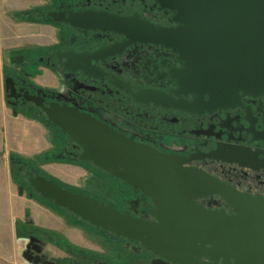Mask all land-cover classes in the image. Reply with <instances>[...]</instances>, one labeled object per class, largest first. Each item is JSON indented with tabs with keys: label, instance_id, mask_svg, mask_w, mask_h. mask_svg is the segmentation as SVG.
<instances>
[{
	"label": "water",
	"instance_id": "95a60500",
	"mask_svg": "<svg viewBox=\"0 0 264 264\" xmlns=\"http://www.w3.org/2000/svg\"><path fill=\"white\" fill-rule=\"evenodd\" d=\"M154 1L173 12L176 27L94 12L51 16L72 27L113 32L131 42L161 44L177 53L184 69L176 79L181 91L195 94L196 100L185 103L142 90L134 95L141 103L193 112L197 107L236 106L239 93L264 96V0ZM22 60L14 56L10 62L19 65ZM12 84L5 79L8 99L13 97ZM204 95L206 102L201 101ZM25 98L80 148V162L90 163L147 197L156 222L121 213L37 175L28 182L42 199L102 231L140 242L174 264H264V198L239 193L197 169L184 167L181 157L136 143L73 107H45L37 96ZM22 193L19 187L18 194ZM209 195L221 198L234 215L195 204V199Z\"/></svg>",
	"mask_w": 264,
	"mask_h": 264
},
{
	"label": "flooded vegetation",
	"instance_id": "af4514ba",
	"mask_svg": "<svg viewBox=\"0 0 264 264\" xmlns=\"http://www.w3.org/2000/svg\"><path fill=\"white\" fill-rule=\"evenodd\" d=\"M78 12L123 18L135 16L156 27L177 26L173 12L161 8L154 0H67L53 9L31 13L29 18L54 24L62 32L59 45L41 52L40 62L37 58L28 61L33 65L42 63L56 79L64 80L65 86L62 87L63 91L35 90L27 80L35 70L27 64L29 67L25 65L27 69L21 71L20 75L6 77L13 82V97L9 100L14 106L26 113L28 110L36 111L44 117L41 109L25 96L39 97L45 107L49 104L73 107L136 143L163 154L181 157L185 161L184 167L197 169L239 193L264 198V96L239 93L236 106L210 110L197 107L193 112L141 103L134 95L142 90L160 92L185 103L196 100L195 94L181 91L176 79V75L184 69L182 59L171 48L161 44L131 42L113 32L72 27L55 22L51 16L62 14L67 17L69 13ZM24 63L23 58L19 65H13L21 67ZM88 74H92V77ZM201 101H207L206 95ZM58 136L69 143L62 154L78 160L80 148L62 132ZM87 164L94 172L102 174L132 195L124 209L116 210L156 222L151 215L154 206L140 191ZM37 175L41 176L35 171L23 173V183L33 195L36 193L28 181ZM194 202L206 210H222L227 215H234L233 208L218 196L209 195ZM62 214L87 229L82 237L87 245L62 243V233L63 236H57L54 231L36 224L25 214L24 221L18 222L16 231L19 239L25 241L20 255L28 264L113 263L115 251L109 255H100L98 251L100 236L110 245L122 243L124 254L129 255L128 264H174L146 249L140 242L91 228L88 223L89 226H86L73 214L75 219L64 212ZM31 239H34L32 243ZM47 245L51 250H45ZM208 247L205 245V248ZM199 261L208 262L203 258Z\"/></svg>",
	"mask_w": 264,
	"mask_h": 264
},
{
	"label": "rangeland",
	"instance_id": "374dc122",
	"mask_svg": "<svg viewBox=\"0 0 264 264\" xmlns=\"http://www.w3.org/2000/svg\"><path fill=\"white\" fill-rule=\"evenodd\" d=\"M63 2L67 0H0V264H28L20 255L25 241L19 239L16 231L25 214L57 236L63 234L66 238L62 235V243L87 245L82 240L87 229L31 194L14 174L13 169L20 166L14 165L15 162L26 164L60 186L120 210L132 198L125 188L97 174L89 164L62 154L69 143L44 121L20 110L6 98L4 79L11 74L20 75L27 64L35 70L27 78L35 90H64V80L56 79L55 75V79L47 77L44 70L50 69L28 61L37 58L40 62L41 52L59 45L62 32L54 24L29 18V14L53 9ZM16 55L25 59L23 66L11 64L10 58ZM49 249L47 245L45 250ZM98 251L100 255L115 251L114 262L110 264H128L129 255L124 254L122 243L110 245L100 236Z\"/></svg>",
	"mask_w": 264,
	"mask_h": 264
},
{
	"label": "trees",
	"instance_id": "16d2710c",
	"mask_svg": "<svg viewBox=\"0 0 264 264\" xmlns=\"http://www.w3.org/2000/svg\"><path fill=\"white\" fill-rule=\"evenodd\" d=\"M28 113H30V114L33 115V116L38 117L39 119H41L42 121H44L45 123H47L48 125H50L55 131H57V134H61V132H60L57 128H55L54 126H52L51 124H49V123L46 121L45 117L42 116L40 113H37L36 111H32V110H28ZM77 161H78V160H77ZM15 164H18V165H20V166H18V168H16V169H13V172H14V174L19 178V180L23 183V181H25V180H24L23 173L28 172V171H34V170H33L31 167H29V166H27L26 164H23V163L15 162L14 165H15ZM38 174H39V173H38ZM39 175H41V174H39ZM41 176H43V175H41ZM43 177H45V176H43ZM45 178H46V177H45ZM23 184H24V183H23ZM28 190H30V189H28ZM34 196H35L37 199L43 201L44 203H48V204H50L51 207L55 208L54 205H53L51 202H49L48 200L42 199V198H41L40 196H38L37 194H35ZM55 209H57V210H59V211H62V212H64L66 215L72 217V214H70L69 212H66V210H64V209H61V208H55ZM72 218L75 219V217H72ZM81 223L84 224V225H86V226H89L86 222H81ZM89 227L94 228V227H92V226H89ZM99 230H100V229H99Z\"/></svg>",
	"mask_w": 264,
	"mask_h": 264
},
{
	"label": "crops",
	"instance_id": "0c3cea01",
	"mask_svg": "<svg viewBox=\"0 0 264 264\" xmlns=\"http://www.w3.org/2000/svg\"><path fill=\"white\" fill-rule=\"evenodd\" d=\"M39 66H40V64H39ZM44 72H45V75H47V77H52V78H54L55 79V77H54V75L53 74H51L48 70H44ZM47 84V83H46ZM11 216V215H10Z\"/></svg>",
	"mask_w": 264,
	"mask_h": 264
}]
</instances>
